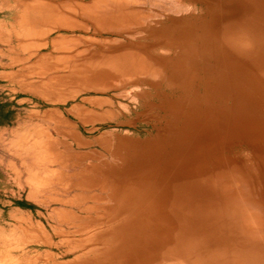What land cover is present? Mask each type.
Returning a JSON list of instances; mask_svg holds the SVG:
<instances>
[{"label":"bare ground","instance_id":"1","mask_svg":"<svg viewBox=\"0 0 264 264\" xmlns=\"http://www.w3.org/2000/svg\"><path fill=\"white\" fill-rule=\"evenodd\" d=\"M138 1L92 0L98 36L125 43L98 37L87 71L28 89L64 102L125 88L142 111L121 124L145 122L147 134L107 132L101 150L75 151L92 141L46 110L66 138L39 123L18 138L25 169L13 168L38 209L13 213L11 238L0 227V264H264V0H152V23ZM138 81L150 91H126ZM83 101L113 113L112 97ZM69 112L90 130L105 116Z\"/></svg>","mask_w":264,"mask_h":264},{"label":"crops","instance_id":"2","mask_svg":"<svg viewBox=\"0 0 264 264\" xmlns=\"http://www.w3.org/2000/svg\"><path fill=\"white\" fill-rule=\"evenodd\" d=\"M78 2L79 0H32L25 2L24 5L0 6V73H6L4 76L12 78V80H4L0 83V97L4 96V100L16 104L9 109L20 110L15 112L13 117L1 123V126L27 127L33 123L53 125L51 120L41 117L48 109L56 107L63 117L76 119V116L69 112L74 104H81L92 110L106 105L83 101L84 98L100 97L90 94L84 96L79 94L80 101L75 100L78 97L76 96L64 102H48L30 93L28 89L32 83L40 84L42 78L71 77L79 72L87 71L97 55L98 37L110 39L107 43L99 44L105 47L125 43L122 37L108 32L98 36L95 28L98 13L96 6L92 5V0H84V3H87L85 7L77 5ZM99 13L115 12L113 8H104ZM41 29L45 31L42 33ZM36 45H41V47L36 50L33 48ZM11 46L15 47L12 51ZM18 46L30 47V49L21 50L17 48ZM37 66L42 68L34 71L33 68ZM21 78H38V81L22 83L24 91L19 82ZM65 109L68 111L64 112ZM33 112H37V117L42 119L40 122H33L35 117ZM25 133L27 132L18 133L13 141ZM15 159L17 162L5 156L3 146L0 148V164L13 171L14 174L16 173L13 167L22 164L21 159ZM18 182L22 183V179L18 178Z\"/></svg>","mask_w":264,"mask_h":264},{"label":"rangeland","instance_id":"3","mask_svg":"<svg viewBox=\"0 0 264 264\" xmlns=\"http://www.w3.org/2000/svg\"><path fill=\"white\" fill-rule=\"evenodd\" d=\"M31 2L32 0H0V6L2 5H15L18 2ZM142 3V4H141ZM152 2V0H139L137 8H139L140 12L145 13L146 15L150 16L147 21L149 23H152L154 20H156V4ZM142 8H140L141 6ZM108 36V35H107ZM25 46H18V49L25 50L30 49L24 48ZM8 48V47H6ZM15 47L11 46L10 50L12 51ZM38 49V48H37ZM36 49V50H37ZM6 73H0L2 78L0 79V83H2L4 80H12L11 77L4 76ZM45 80V79H44ZM37 79H19L21 89H23L24 82H37ZM135 84V85H134ZM128 90L127 92H134V91H141L148 89L150 91V87L143 83V82H136L132 83L129 86L126 87ZM125 88L120 89H111L104 93H95V92H85L81 95H94V96H104V97H112L113 98V104L112 109L113 113L110 111L111 107H109L108 104L105 106H102L100 109H97V111L100 114L105 115L104 119L95 125V128L93 130H90L92 125H81L79 119H70L75 124V128L83 138L89 139L92 141V144L88 147L77 149L75 148V151H85V152H92L94 149L101 150L99 146L96 144V139L99 138L103 133L107 132H113V133H120V134H128V135H134V136H142L144 137L147 134V129H149V125H147L145 122H137L135 126L127 125V124H121L122 122L126 121L127 119L134 118L136 114L140 111H142V100L138 99L136 97V100L132 103H128V100L121 99L119 94L123 92ZM15 91L14 89H12ZM59 87L56 88V91H59ZM25 91V90H24ZM4 96L0 97V124L7 121L9 118L13 117L15 115V112H18L20 110H12L9 109L12 105L11 102L8 100L3 99ZM76 101H80V96H78ZM122 103V104H121ZM123 106V107H122ZM22 111V110H21ZM109 111L112 113L110 114ZM123 114H122V112ZM64 112H67V109L64 110ZM135 112V113H134ZM67 118V117H65ZM68 119V118H67ZM42 119L35 116L33 119V122H40ZM49 127L50 131L52 132L54 137L59 136L60 138H66L64 135H58V133L53 129V125H44ZM30 126H21V125H11V126H1L0 125V148H2L5 151V156H8L9 158H12L14 161H16L15 158L21 159L22 164L17 165V168L20 170L25 169L24 165V159L25 154L23 151L19 148H16L14 144L18 141H13L18 133L27 132ZM97 134V135H96ZM95 135V136H94ZM20 136H18L19 138ZM93 153V152H92ZM104 154L100 157V160H106L108 162H115L116 159L112 157L111 154L107 153L106 151H103ZM15 157V158H14ZM17 162V161H16ZM88 162H92V160H88ZM16 166V165H15ZM23 179V177H22ZM26 190V183L22 181V183L18 182V178L16 175L10 171V169H7L6 167H3L0 164V227L5 226L7 232V237L11 238L12 233H10L12 227H13V213L15 211H22L25 213L29 212H35L38 209L37 204L29 200L26 197L25 194ZM9 256H7L5 259H8Z\"/></svg>","mask_w":264,"mask_h":264}]
</instances>
